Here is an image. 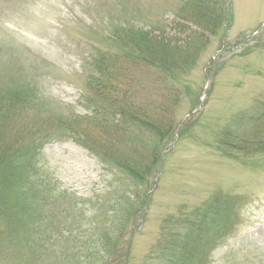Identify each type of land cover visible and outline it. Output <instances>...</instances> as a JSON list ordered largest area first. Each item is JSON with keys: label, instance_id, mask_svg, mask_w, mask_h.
<instances>
[{"label": "rangeland", "instance_id": "rangeland-1", "mask_svg": "<svg viewBox=\"0 0 264 264\" xmlns=\"http://www.w3.org/2000/svg\"><path fill=\"white\" fill-rule=\"evenodd\" d=\"M232 2L233 22L209 37L187 21L188 9L183 15L187 20L181 19L186 0H0V117L5 122L0 135L11 150L37 140V165L49 178L37 180L46 194L38 188L28 198V216L15 207L16 212L6 209L16 206L18 197L7 202L0 194V264H87L66 243L48 241L45 216L105 233L103 205L117 198L113 174L65 131L70 118L88 113L84 100L97 74L95 59L103 53L132 52L129 25L146 31L160 27L180 40L201 34L208 41L192 69L173 86L172 99L165 98L177 132L157 175L148 180L144 224L130 226L131 244L119 245V250L129 246L125 263L155 262L149 254L164 221L173 219L182 227L184 219L222 193L247 203L232 235L200 264H264V154L220 145L226 127L240 140L261 137L259 123L264 129V0ZM21 4L34 8L20 24L9 25L4 11ZM173 24L187 25V33L180 35ZM146 74L131 71L127 78L137 76L133 85L138 98L153 109L162 99L161 88L172 84L157 82L148 92ZM93 135L95 143L105 140ZM41 203L47 206L44 215L38 210ZM125 205L120 204L126 212ZM14 212L19 223L8 230L6 218Z\"/></svg>", "mask_w": 264, "mask_h": 264}, {"label": "trees", "instance_id": "trees-1", "mask_svg": "<svg viewBox=\"0 0 264 264\" xmlns=\"http://www.w3.org/2000/svg\"><path fill=\"white\" fill-rule=\"evenodd\" d=\"M186 4L180 11L181 19L187 20L183 15L188 9L190 13L187 17L190 18L187 21L202 28L209 37L217 36L233 20L229 0H186ZM173 25L180 35L187 33V25ZM126 28L133 35L130 40L132 52L103 53L95 59L97 74L91 79L88 96L84 100L88 113L70 118L65 131L113 174L112 183L117 198L113 203L103 205L105 233L100 236L92 228H75L73 223L62 224L54 217L45 216L50 222L48 241L66 243L74 256L87 264H110L112 260L114 264L117 261L116 264H129V261H124L129 257V246L119 250V245L126 241L131 244L127 240L130 226L133 228L139 222L140 228L144 224L148 213V180L157 175L165 151L177 132L171 116L172 105L168 100L165 102V98L172 99L173 86L192 69L202 53V44L208 41L201 34L188 35L187 39L180 40L176 34L167 35L160 27L155 31L130 25ZM140 70L147 73L148 92L157 82L172 84L171 89L161 88L162 99L153 109L138 98V89L133 85L139 81L137 76L133 75V80L131 76L127 78L129 72ZM151 74H157L159 78L156 80ZM128 81L132 82L123 86ZM2 119L4 117L1 116L0 124L5 123ZM261 119H264V113ZM261 119L258 121L261 122ZM260 127L259 135L264 137V129L259 123ZM94 133L105 140L95 143L92 141ZM261 137L240 140L232 129L226 127L220 145L250 155L264 154ZM37 143L33 140L25 147L14 146L11 150L4 136L0 135V194L7 202L12 195L20 199L16 206H6L10 212L18 209L19 215L28 216L32 208L28 198L36 195L38 188L41 194H46L44 185H39L37 181L49 179L37 165L36 156L40 148ZM120 145L128 150H120ZM121 203L126 204V212ZM245 203L244 198L216 193L192 214L193 218L184 219L182 227L173 219L165 220L159 239L149 254L155 261L151 263L159 264L161 259H165V264H200L232 235L234 228L240 224ZM46 208L41 203L38 210L43 214ZM15 212L12 215L9 213L10 217L6 218L8 230L14 223H19ZM61 215L65 212L62 211ZM207 244L212 245L207 247Z\"/></svg>", "mask_w": 264, "mask_h": 264}, {"label": "clouds", "instance_id": "clouds-1", "mask_svg": "<svg viewBox=\"0 0 264 264\" xmlns=\"http://www.w3.org/2000/svg\"><path fill=\"white\" fill-rule=\"evenodd\" d=\"M33 4H21L6 9L3 13L5 17H9V25L20 24L32 12Z\"/></svg>", "mask_w": 264, "mask_h": 264}]
</instances>
